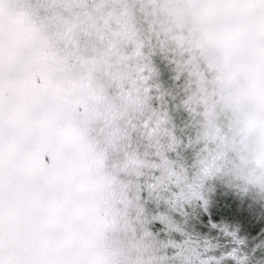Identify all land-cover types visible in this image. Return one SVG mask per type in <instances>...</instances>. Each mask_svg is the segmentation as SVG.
Masks as SVG:
<instances>
[{
	"label": "snow or ice",
	"instance_id": "snow-or-ice-1",
	"mask_svg": "<svg viewBox=\"0 0 264 264\" xmlns=\"http://www.w3.org/2000/svg\"><path fill=\"white\" fill-rule=\"evenodd\" d=\"M256 208L264 0H0V264H264Z\"/></svg>",
	"mask_w": 264,
	"mask_h": 264
},
{
	"label": "rangeland",
	"instance_id": "rangeland-1",
	"mask_svg": "<svg viewBox=\"0 0 264 264\" xmlns=\"http://www.w3.org/2000/svg\"><path fill=\"white\" fill-rule=\"evenodd\" d=\"M196 211L198 212L199 210ZM245 212H247L248 215H245L246 214ZM214 213H215L214 218L216 219H220L221 215H223V213H221L218 209L214 210ZM203 218H207V217L205 216ZM231 218L239 223L242 229L241 234L246 236L249 242L251 243L255 240V238H257V234H258L257 231L259 227L260 226L262 227V223L264 224V210L256 208L250 211L247 209H245V211L242 212L234 211ZM215 221H219V220H215ZM202 224H203L202 221L197 222V217L194 213V219L193 222H190L188 231L193 235V237L207 238L211 240L213 243L218 244L217 240L212 239V238H216L214 235L218 236L217 233L211 231L209 227H207V229H204L206 226ZM177 239H179V237H177ZM252 246H254V244ZM217 251H219L218 248H216L214 253H209V254L216 255ZM220 255H216V256L219 257Z\"/></svg>",
	"mask_w": 264,
	"mask_h": 264
},
{
	"label": "trees",
	"instance_id": "trees-1",
	"mask_svg": "<svg viewBox=\"0 0 264 264\" xmlns=\"http://www.w3.org/2000/svg\"><path fill=\"white\" fill-rule=\"evenodd\" d=\"M245 213H246L245 215H248L247 212H245ZM215 220H219V219L214 218V221ZM215 222H218V221H215ZM202 223H203L202 225L206 226L204 229H207V227H208L207 226V218H203ZM213 232L216 233L215 231H213ZM257 233H258L257 237H260L262 234H264V224L263 223H262V227L261 226L259 227ZM217 235L218 236L214 235L216 238H212V239L217 240L218 245H219V247H218L219 251L216 252L217 253L216 255H220V254H223L230 247V245H229V242L226 238L219 236L218 233H217Z\"/></svg>",
	"mask_w": 264,
	"mask_h": 264
}]
</instances>
